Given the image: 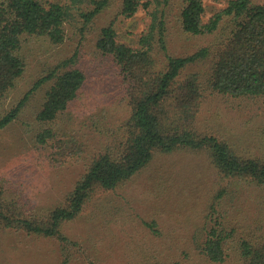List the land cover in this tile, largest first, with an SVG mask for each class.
<instances>
[{
  "label": "rangeland",
  "instance_id": "1",
  "mask_svg": "<svg viewBox=\"0 0 264 264\" xmlns=\"http://www.w3.org/2000/svg\"><path fill=\"white\" fill-rule=\"evenodd\" d=\"M123 1L110 0L86 28L75 11L65 25L61 44L37 36L23 41L26 69L2 101L0 117L52 71L60 75L72 68L86 75L79 96L56 120H38L47 93L57 81L53 78L31 95L18 118L0 132L4 198L25 215L42 218L61 206L92 162L102 154L118 152L128 137L132 113L121 73L113 58L97 48L102 30L111 24L118 40L134 47L148 30L151 18L147 11L126 18L121 14ZM229 1L203 0L205 18L227 7ZM83 8L93 9L92 0ZM181 11L182 0H174L165 10L167 52L159 46L153 52L159 70L167 66V56L186 57L204 47L216 50L222 33L228 32L230 22L226 20L216 35L187 34ZM214 53L190 66L185 76L198 74L206 81ZM204 95L196 131L218 136L241 155L264 158V99H238L210 90ZM47 129L54 135L42 145L37 137ZM214 201L225 225L245 233L228 242L230 256L223 263L239 264V237L264 241V186L224 177L209 152L189 150L155 153L150 164L129 181L113 190L97 188L82 213L62 226L63 233L78 243L69 252L52 238L0 226V264H63L66 259L68 264H212L199 246L211 226L207 216ZM17 213L21 212L17 209Z\"/></svg>",
  "mask_w": 264,
  "mask_h": 264
},
{
  "label": "trees",
  "instance_id": "2",
  "mask_svg": "<svg viewBox=\"0 0 264 264\" xmlns=\"http://www.w3.org/2000/svg\"><path fill=\"white\" fill-rule=\"evenodd\" d=\"M174 0H124L121 14L130 18L140 10L151 18L148 30L137 46L122 43L113 24L102 30L98 50L113 58L121 73L125 95L131 108L128 137L119 151L96 158L87 173L77 183L66 201L42 218L25 215L14 202L4 198L0 184V226L26 232L28 235L52 238L64 252L75 249L77 242L69 239L62 226L76 219L97 189L113 190L145 169L155 153L169 154L181 150L207 151L221 175L232 179H247L264 186V158L250 157L239 152L215 135H202L196 122L202 112L204 93L238 99H264V3L254 0H230L227 7L206 19L203 0H182L181 25L193 36L216 35L228 20L227 33L216 50L204 47L186 57L167 56V66L159 70L153 52L156 46L166 53L165 10ZM93 9L85 10L87 0H0V106L15 88L26 69L21 54L27 37H46L61 44L66 37L65 25L78 12L86 28L101 13L110 0H92ZM220 37V36H219ZM213 54L206 81L198 74L185 76L192 65ZM73 59L66 62L71 64ZM57 78L47 93V100L38 120L48 123L68 110L79 96L86 75L72 69L57 75V70L38 80L9 112L0 117V132L14 122L31 95L47 81ZM54 135L52 129L41 132L38 143L45 145ZM217 201V200H215ZM215 201L207 216L211 226L200 244L202 256L212 264L229 259L228 242L239 229L227 227L217 213ZM17 209L21 213H17ZM154 228L153 224H149ZM240 236H244L239 233ZM248 238V237H246ZM237 239L239 264H264V241ZM63 264H68V259Z\"/></svg>",
  "mask_w": 264,
  "mask_h": 264
}]
</instances>
